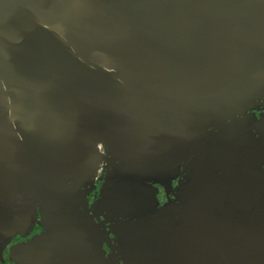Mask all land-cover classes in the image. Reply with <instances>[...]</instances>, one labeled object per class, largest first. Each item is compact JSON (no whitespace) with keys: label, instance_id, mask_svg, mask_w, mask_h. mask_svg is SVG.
Returning <instances> with one entry per match:
<instances>
[{"label":"water","instance_id":"obj_1","mask_svg":"<svg viewBox=\"0 0 264 264\" xmlns=\"http://www.w3.org/2000/svg\"><path fill=\"white\" fill-rule=\"evenodd\" d=\"M263 54L264 0H0L1 184L62 186L100 123L114 141L229 101Z\"/></svg>","mask_w":264,"mask_h":264},{"label":"flooded vegetation","instance_id":"obj_2","mask_svg":"<svg viewBox=\"0 0 264 264\" xmlns=\"http://www.w3.org/2000/svg\"><path fill=\"white\" fill-rule=\"evenodd\" d=\"M250 69L233 99L133 136L100 123L62 186L0 180V264H42L44 236L55 264H264V54Z\"/></svg>","mask_w":264,"mask_h":264}]
</instances>
